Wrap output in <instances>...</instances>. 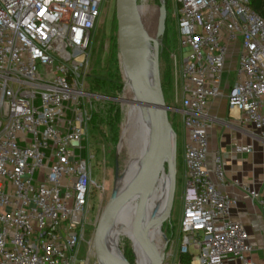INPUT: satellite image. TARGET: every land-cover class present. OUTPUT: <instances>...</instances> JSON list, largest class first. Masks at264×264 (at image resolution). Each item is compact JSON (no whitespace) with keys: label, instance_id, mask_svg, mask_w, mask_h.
<instances>
[{"label":"built area","instance_id":"built-area-1","mask_svg":"<svg viewBox=\"0 0 264 264\" xmlns=\"http://www.w3.org/2000/svg\"><path fill=\"white\" fill-rule=\"evenodd\" d=\"M105 2L0 0V264H77L87 242L91 192L100 185L90 123L94 102L109 97L92 92L87 79ZM137 4L143 20L149 0ZM173 8L186 180L177 251L161 263L189 255L190 264H256L249 225L232 214L238 202L225 190L224 160H208L207 113L238 48L227 103L264 140V18L249 0H173ZM235 183L264 215V185Z\"/></svg>","mask_w":264,"mask_h":264},{"label":"rangeland","instance_id":"rangeland-1","mask_svg":"<svg viewBox=\"0 0 264 264\" xmlns=\"http://www.w3.org/2000/svg\"><path fill=\"white\" fill-rule=\"evenodd\" d=\"M102 9L96 28V37L93 42L92 60L87 84L89 89H92V92H102L104 90L111 95L108 98H101L99 101L94 102L92 116L96 110H106L112 107L113 110L118 109L120 111L121 123L117 136L106 125H101L100 133L90 128L89 146L93 154L91 161L92 173L94 180L100 185L93 187L91 192L88 213L89 223L86 231L87 242L94 240L98 221L112 195L116 194L117 180L124 174L135 154H139L143 148L141 139L136 137L138 127L134 123V118L130 115L131 104L128 100L134 97V92L124 76L118 51L115 17L116 0H106ZM165 9L166 15L162 33H160L162 12L159 0H149V9L145 12V14L147 13L146 16L144 15L147 34L158 42L161 74L163 71L168 74V79L163 89L165 101L168 105L174 106L169 110L170 121L176 134L175 159L177 163L173 209L168 221H163L162 219V221L155 223L169 239L163 257H167L169 252L176 253L177 251L180 240L179 222L183 213L186 180L181 147L182 136H180L181 115L178 111L181 106L183 82L181 79L177 19L173 11V0H166ZM95 82H98L103 89L97 88L94 90L93 85ZM120 82L121 86L118 88ZM129 91H132L130 98H128ZM159 189L160 182L150 201L158 194ZM125 236L131 239L138 264L135 241L128 233ZM87 242L82 243L77 264H108V261L103 256L96 254L93 242L92 245ZM119 248L125 255L126 253L130 255L131 244L122 236L119 239ZM165 260L168 261L166 258ZM161 264H164V261Z\"/></svg>","mask_w":264,"mask_h":264},{"label":"water","instance_id":"water-1","mask_svg":"<svg viewBox=\"0 0 264 264\" xmlns=\"http://www.w3.org/2000/svg\"><path fill=\"white\" fill-rule=\"evenodd\" d=\"M139 11L137 0H116L115 17L117 26V45L123 73L127 82H129L134 89L138 103H140L142 109L150 115L153 144L147 159L148 162L144 174L140 180V191L137 194V202L131 220V230L135 236L138 225L147 212L148 201L156 191L165 173L170 177V184L163 221L169 220L175 196L177 163L175 159L176 134L169 117V110L174 106L168 105L165 101L158 58V42L150 37L143 29L144 24ZM161 12L160 33H162L164 28V19L166 15L165 6L161 7ZM144 36L157 45L153 77L151 80L149 78V70L144 52ZM117 194L118 193L112 195L108 205L104 209L95 229L93 240L96 254L103 256L107 260L111 259L105 252L103 241L109 226L107 222L108 213L116 205L128 199L123 196L117 198ZM122 208H120V211L118 209V212H121L123 210ZM164 237L165 243L161 250L162 258L169 241L166 235H164ZM124 238L131 244V249L130 255H127V253L125 255L119 249L121 253V262L122 264H137L131 239L126 236H124ZM150 257L152 263L158 259L156 253L151 254ZM159 264H161V262Z\"/></svg>","mask_w":264,"mask_h":264},{"label":"crops","instance_id":"crops-1","mask_svg":"<svg viewBox=\"0 0 264 264\" xmlns=\"http://www.w3.org/2000/svg\"><path fill=\"white\" fill-rule=\"evenodd\" d=\"M187 49H184L186 52ZM238 48H233L225 62L222 82V95L213 99L208 118L211 127L208 131L210 166L216 156L224 160L227 185L225 190L236 197L237 206L232 214L241 216L248 223L250 241L255 250L252 258L256 264H264V215L259 201L239 187L235 181H250L257 190L264 185V140L252 129L242 126L241 113L229 108L226 95L236 80L238 68ZM181 107V106H180ZM182 125V123H181ZM184 162V130L181 126ZM239 147H250V151H241ZM185 163V162H184ZM184 173H185V164Z\"/></svg>","mask_w":264,"mask_h":264},{"label":"bare ground","instance_id":"bare-ground-1","mask_svg":"<svg viewBox=\"0 0 264 264\" xmlns=\"http://www.w3.org/2000/svg\"><path fill=\"white\" fill-rule=\"evenodd\" d=\"M143 29L145 30V28ZM157 45L152 40L144 36V52L147 60L150 80L153 77ZM133 92L134 97L131 100H128L131 104L130 115L134 118V123L138 127L136 137L141 139L143 148L139 154H135L124 174L117 180V198H121L123 196L128 199L124 200L119 205H116L108 213L107 222L109 226L104 235L103 245L106 254L112 261L107 259L105 260L108 261V264H122L121 253L119 252L120 248H118L119 239L120 236L124 237L126 233H128L135 241L138 264H159L162 261L161 250L165 243V237L161 232V229L157 227L155 223L162 221L163 219V210L167 203V196H169L168 191L170 177L167 173L163 175V178L160 181L159 192L154 199H152V201H148L147 212L138 225L135 236L131 230V215L133 214L136 206L137 194L140 191V180L144 174L148 162L147 159L150 155L153 144L150 128V115L145 112L142 109V105L138 103L137 95L134 89ZM120 208L123 210L118 212V209L120 211ZM153 253H156L158 256V259L154 263L151 262L150 257Z\"/></svg>","mask_w":264,"mask_h":264},{"label":"trees","instance_id":"trees-1","mask_svg":"<svg viewBox=\"0 0 264 264\" xmlns=\"http://www.w3.org/2000/svg\"><path fill=\"white\" fill-rule=\"evenodd\" d=\"M249 1H250V5H251L252 9L256 13H258L261 17L264 18V0H249ZM146 14H145V16H146ZM145 16H144V18H145ZM144 18H143V24H144V28L146 30V24H145ZM114 49L116 50L115 46H114ZM161 76H162L161 77L162 78V85H163V89H164L166 81L168 79V74L165 71H163ZM120 86H121V82H120V85L118 86V88H120ZM97 88H102V87L98 82H95L93 85V89L96 90ZM91 91H92V89H91ZM95 93H100V94H104L107 96L111 95L109 93L107 94V92H105L104 90L102 92L96 91ZM131 96H132V91H129V97L128 98H130ZM120 123H121L120 111L118 109L113 110L112 107H109V109L96 110L93 113L92 120L90 123V128H93V130L95 129L96 132L100 133L101 125H106L110 128V130L112 132H114L115 136H117V132H118ZM181 259L183 262L182 264H190V256L189 255H182Z\"/></svg>","mask_w":264,"mask_h":264}]
</instances>
